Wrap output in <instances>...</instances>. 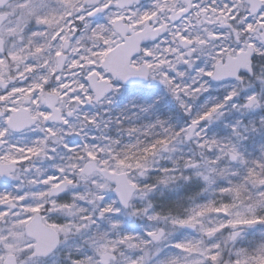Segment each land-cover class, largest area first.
<instances>
[{
    "label": "snow or ice",
    "instance_id": "snow-or-ice-1",
    "mask_svg": "<svg viewBox=\"0 0 264 264\" xmlns=\"http://www.w3.org/2000/svg\"><path fill=\"white\" fill-rule=\"evenodd\" d=\"M0 264H264V0H0Z\"/></svg>",
    "mask_w": 264,
    "mask_h": 264
}]
</instances>
